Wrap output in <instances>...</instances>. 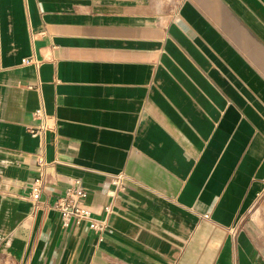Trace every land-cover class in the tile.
<instances>
[{
  "label": "crops",
  "instance_id": "obj_1",
  "mask_svg": "<svg viewBox=\"0 0 264 264\" xmlns=\"http://www.w3.org/2000/svg\"><path fill=\"white\" fill-rule=\"evenodd\" d=\"M0 264H264V0H0Z\"/></svg>",
  "mask_w": 264,
  "mask_h": 264
},
{
  "label": "built area",
  "instance_id": "obj_2",
  "mask_svg": "<svg viewBox=\"0 0 264 264\" xmlns=\"http://www.w3.org/2000/svg\"><path fill=\"white\" fill-rule=\"evenodd\" d=\"M24 63L28 62L24 61ZM33 118L38 122V125L36 128H29L30 134L32 136L44 134L50 124L49 116L44 108L37 110L33 114ZM112 183L116 191L123 192L127 187V177L124 174H119L113 178ZM42 188L41 180H36L32 193V199L36 203H39L42 198ZM87 200L88 193L81 181H75L62 196L57 197L54 209L59 216L60 225L63 229L87 226L89 230L103 235L108 229V223L106 220H96L92 217ZM105 212L110 215L113 212V206L106 207Z\"/></svg>",
  "mask_w": 264,
  "mask_h": 264
}]
</instances>
